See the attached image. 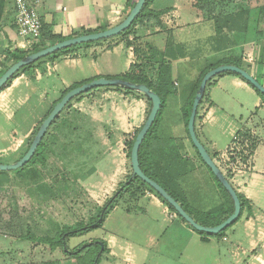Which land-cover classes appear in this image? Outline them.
I'll return each mask as SVG.
<instances>
[{
    "label": "rangeland",
    "instance_id": "rangeland-1",
    "mask_svg": "<svg viewBox=\"0 0 264 264\" xmlns=\"http://www.w3.org/2000/svg\"><path fill=\"white\" fill-rule=\"evenodd\" d=\"M189 1L200 11L203 19L195 22L196 18L191 17V22L186 24L184 35L192 38L191 42L186 43L190 45L189 56L192 64H185L184 67L182 65V69L177 71L180 89L193 94L203 68L208 63L221 59L222 54L212 57L207 47L211 43L215 45L217 40L229 48L235 47L236 54L243 59V66L251 74L263 72L264 65L261 62L264 60V0ZM217 23H223L221 35L216 33ZM210 28L215 32L214 36L205 37ZM233 31L239 32L240 37L231 36ZM255 33L259 35L255 36ZM131 35V38L135 35L133 29L127 37ZM139 41L142 44L139 55H144L140 61L147 67L155 66V69L168 59L171 52V55H182L180 46H185L180 41L171 51L167 49L165 52V48H162V51L161 46L158 50H149L148 45H145L148 41ZM250 45L256 48L255 57L247 52ZM164 55L167 57L164 58ZM11 63L13 64L12 59L7 63L3 62L5 67L1 68L0 74L6 71ZM173 86L176 87L174 83ZM210 87L207 89L208 93ZM133 94L140 93L136 91ZM76 98L68 103L44 137V164L37 162L16 170H0V264H90L97 254V247L90 245L87 252L83 251L79 257H72L62 247L52 246L48 241L38 239L59 240L65 227L77 228L81 223L87 224L96 220L104 204L133 173L127 144V141L133 139L132 134H125L126 156L123 155L121 159L117 155L121 153L119 145H115L118 153L113 155L114 162L109 166H102V160L99 158V154L101 157L106 154L107 147L101 138L94 135L98 126L91 123L84 134H80L82 141H78L75 137L77 132L74 134L70 125L71 117H67L75 108L73 102ZM226 109L228 115L216 120L215 125L226 130L235 123H245L264 143V112L260 110L254 116L255 108L246 110L239 106H229ZM16 112L18 121L11 120L0 112V163L3 164L18 161L33 139L31 136L24 141L17 140L23 137L22 130L26 121L22 119L26 111L22 107L16 109ZM191 112L192 109L190 115ZM176 118L177 112L174 110L170 119L175 122ZM114 137L113 134V143ZM251 162L252 158L249 167ZM124 164L127 166L125 174ZM221 167L224 174H228L230 178L238 172L237 170L229 173L224 166ZM98 170L105 176L99 177ZM168 170L172 175L178 172L173 166ZM263 170L264 147H260L257 154V171ZM112 175L121 180L113 179ZM236 179L241 188L248 186L253 194L259 196L257 201L264 204L263 174L248 169L237 175ZM230 182L236 187L235 183ZM133 183L131 189L129 187L122 198L118 199V204L105 216L100 227L67 237L66 245L70 250L101 241H106L107 248L113 245L117 255L110 253L108 248L100 257L99 263L95 264H248L247 259L254 255L259 258L262 256L263 259H255V264H264V237H261L264 233V214L261 212H258L259 218L253 223L246 224L250 216L247 213L235 224L230 225L223 235L213 237L218 238L215 240H222L225 236L228 240H246L248 246L247 233H251L256 239V248L253 252H248L247 249V255L240 250L237 256L226 250L225 243L222 244L225 245V251H220L214 241L211 244L200 243L201 235L192 225L189 224L196 236L177 226L178 221L182 220L179 216L171 218L170 214L162 213L155 203L145 197L153 193L147 186L136 181ZM203 190L206 193L203 201L195 202L194 207L189 208L198 221L206 223L212 217H207L203 212L219 208V198L212 191Z\"/></svg>",
    "mask_w": 264,
    "mask_h": 264
},
{
    "label": "crops",
    "instance_id": "crops-1",
    "mask_svg": "<svg viewBox=\"0 0 264 264\" xmlns=\"http://www.w3.org/2000/svg\"><path fill=\"white\" fill-rule=\"evenodd\" d=\"M27 1L40 15L45 28L44 40L46 44H49L53 40L51 39L52 35L71 38L83 34L87 30L111 28L127 17L138 0ZM191 5L192 3L189 0H153L150 9L162 12L159 19H144L142 22H137L133 27L134 37L148 41L145 45H148L149 50L152 48L158 50L161 46V50L165 48L166 52L167 49L171 51L176 47L177 42L182 41L185 44L182 48V55L176 57L175 53L171 55V52L166 60L170 62V77L176 87H173L171 93L166 96V106L160 116L154 135L147 142L144 153L149 158L148 163L154 167L157 174L167 181L173 190L190 206L194 207L195 202L203 201V197H206L203 189L212 191L219 198V205L224 202L226 205L227 200L223 197L222 191L213 178L210 169L200 159L190 137L185 109L192 93L180 89V79L177 76V71L182 69V65L184 67L185 64H192V61H190L191 56H189L191 52L189 50L190 45L186 44L191 42L192 38L184 35L187 29L186 24L191 22V17L196 18L195 22L203 19L200 11ZM16 13V0H0V70L5 67V64L2 63H7L10 60L5 52L8 47L23 49L24 40L18 34L15 23ZM213 33L215 32L210 28L209 34H206L205 37H212L214 36ZM258 33H255V36L259 35ZM231 36L239 38L240 33L233 31ZM131 37L132 35L129 38L133 39ZM165 44L167 45L165 46ZM212 44L207 46L212 57L219 54L224 55H221L220 58L237 55L235 47L229 48L218 40L215 45ZM247 52L250 56L254 55L255 57L257 55L255 46L251 47L250 45ZM95 53L98 54L97 57L93 56ZM141 58L138 59V52L132 46L128 47L124 40L114 39L99 46H83L76 52L43 60L33 68L20 72L10 85L0 93V112L9 119L18 121L16 109L22 107L25 109L26 113L22 119L26 121L22 130L23 137L17 139L24 141L33 136L32 134L39 122L52 110L62 93L73 84L98 76L123 75L132 71V66L137 62L142 64L141 69L153 81H156L159 66L156 69L155 66L147 67L140 61ZM11 65L12 63L8 64L7 68ZM180 73L184 74L183 72ZM208 83L210 84H208L207 89L209 86L211 87L209 93L206 89L204 98L199 105L195 128L199 140L206 147L216 164L222 168L225 153L238 132L251 129L246 127L245 123H235L226 130H222L214 124L215 121L228 115L226 108H229V106H239L241 109L246 110L255 108L253 113L255 116L260 110L264 112V104L256 91L241 77L222 73L213 77ZM134 92L136 93V91ZM134 92H126L122 87H99L77 97L73 102L75 108L72 110L71 115L67 116L71 117L70 125L72 127L69 126L74 134L77 132L75 137L78 141H82L80 134H84L91 123L98 126L94 135L101 138L103 144L107 147L104 156L101 157V154H99L102 166L113 164V155L118 153L115 145H119L121 151L117 155L121 159H123V155L126 156L125 134L134 136L147 119L149 103L141 95L142 93L133 94ZM174 110L177 112V118L175 122H172L170 118ZM113 134L115 135L114 143L112 140ZM254 134L258 144L252 156L249 170L264 175V170L257 171V154L260 147H264V143L255 132ZM170 166L178 169L177 174H171L168 170ZM126 167V164H124V174ZM121 170L123 173V167ZM247 170V168H242L230 178V181L236 184V187H234L236 191L243 194L250 203V210H245L242 215L250 214L249 219L246 221L248 225L259 218L257 216L258 212L264 214V204L257 201L259 196L253 194L248 186L241 188L239 181L236 179L237 175ZM98 172L99 177L105 176L102 171L98 170ZM112 177L121 180L114 175ZM145 197L155 203L162 213L170 214L171 218L178 217L156 194L149 193ZM262 218V221H264V217ZM177 226L188 231L191 235H197L188 222L178 221ZM261 237H264V233ZM247 238H249L247 240L248 246H246V240H228L227 236L222 240H215L218 238L212 237L208 241H203L200 236V243L211 244L214 241L220 251H225L224 246L226 245L227 251H231L233 255L238 256L240 250L247 255V249L248 252H253L256 248V239L253 235L247 233ZM224 243L225 245H222ZM112 246H108L110 248L109 252L117 255ZM255 259L263 261L262 256L259 258L254 255L247 259V263L255 264Z\"/></svg>",
    "mask_w": 264,
    "mask_h": 264
},
{
    "label": "trees",
    "instance_id": "trees-1",
    "mask_svg": "<svg viewBox=\"0 0 264 264\" xmlns=\"http://www.w3.org/2000/svg\"><path fill=\"white\" fill-rule=\"evenodd\" d=\"M152 1L153 0H147L146 1L145 5L143 7V10L141 11V13L138 16V18L134 21V23L127 30H125L121 34H119V35H117L115 37H111L109 39H103V40H99V41H95V42H89V43H83V44H79V45H74V46H71L69 48L60 50V51L56 52L55 54L46 56V57H44V58L36 61L35 63H32L30 65H27V66L23 67L22 69H20L12 77V79L7 82V84L0 90V93L10 85V83L12 82V80L14 78H16L17 75L20 72L26 71V70H29V69L33 68L34 66H36L37 63H40L43 60L53 59L57 55H61V54H69V53L76 52L80 48H82L83 46H85V47H89V46H99V45L103 44L104 42H108V41H111V40H114V39H116V40H124L126 42V45L128 47L132 46L135 49V51L138 52V59L141 58V55H139V50H140L142 44H140L141 42L139 41L138 37H133V39H130L127 36L129 35V33L131 32V30L133 29L134 25L137 22H142L144 19H148V18L159 19V17L162 14V12H156V11H153V10L150 9V5L152 4ZM262 8H263L262 10L264 11V6ZM222 27H224L223 26V23H221V24L220 23H217V25H216V33L217 34L222 33V31H223V28ZM103 30H105V29H103ZM44 31H45V28H44L43 21H42V40H41V42L39 44H36V45L32 46L29 50L28 49L27 50L21 49V48H18V47L17 48L8 47L6 49V51H5L6 52V56L8 57V59H12L13 63H15V62L19 61L20 59L24 58L25 56L33 53V52L40 51V50H42L43 48H45L47 46H50V45H53V44H55L57 42H60V41H63V40L68 39L67 37H62L60 35H52L51 36V39H53L52 42L49 43V44H46V42L44 40ZM99 31H101V29L100 28H97V29H94V30H87L83 34L94 33V32H99ZM76 36H78V35H76ZM180 47L182 49L184 46L183 47L180 46ZM97 55L98 54L95 53L93 56L94 57H97ZM179 56H176V57H179ZM143 57H144V55H143ZM261 63H262V65H264V60ZM222 64H234V65H237V66H240V67L245 68L243 66V59L240 56H238V55L221 58V59H218V60H216L214 62H210L207 66H205L203 68L204 70L202 72V75L200 77V80H199V82H198V84H197V86H196V88L194 90V93L191 95V99L189 100V102H188V104L186 106V109H185L186 110V115H187V123L189 121V116H190V111L192 109L193 100H194L195 95H196V93H197V91L199 89V86L201 84V81H202L204 75L209 70H211V69H213V68H215V67H217L219 65H222ZM141 66H142V64H139L137 62L136 64H134L132 66V71H130V72H127V73H125L123 75H120V76H107L108 78H121V79L130 81V82H133V83H136V84H145L152 91H154L155 93H157L160 96V98H161L162 104H161V108L159 110V113L157 115V118L155 119L152 127L148 131V133L146 135V138L144 139V141H143V143H142V145L140 147V152H139L140 165H141L144 173L148 177H150L151 179H153L156 182H158L164 189H166V191L170 195H172L183 206V208L198 223H200L202 225H205V226H216V225H219L220 223H222L224 220H226L234 212V208H235L234 201H233L232 197L230 196L229 192L224 188V186L222 185V183L219 181V179L212 172L211 168L204 162V160L202 159V157L199 154L198 150H197V152H198V155H199L200 159L210 169V172L212 173L213 177L215 178L218 187L222 190L223 197L225 199L228 198V199H226L227 200V204L226 205L224 204L225 203L224 202V203H221L219 205V208H217L215 210L203 212L204 215H208L207 217H209V216L212 217V219L209 220V221H207L206 223H201L200 221H198V219H196V217L193 216V214L190 212V208H189L190 205L187 202H185V200H183L181 198V196L179 194H177L173 190V188L169 185V183L167 181L163 180L161 178V176L159 174H157V171L154 170V167H152V165L150 163H148L149 158L147 157V155H145L144 149L147 146L148 140L154 135V133L156 131V128H157V125H158L160 116H161V114H162V112H163V110H164V108L166 106V96L169 93H171V90H172V88L174 86H173V83H172V80H171V77H170V62H167V61L161 62V64L159 65V68H158L159 69V73H158V78H157L156 81H153L147 75V73L143 69H141ZM4 72H5V70L2 71L0 75H2ZM228 73L231 74V75H235V76H238V77H241L242 79H244L256 91V93L260 96V98L262 99V102L264 104V93H262L256 87H254L249 81H247L245 78H243L240 74L235 73V72H228ZM262 74H263V72L261 74H256L254 76L256 77V79L261 84L264 85V74H263V76H262ZM96 78H99V76L96 77ZM93 79H95V78H93ZM93 79L86 80V81H83V82H80V83H76V84H73L72 86H70L68 89H66L62 93L61 97L55 102L54 106L57 104V102H59L63 98V96L69 90H71V89H73V88H75V87H77L79 85H82V84H84L86 82H89V81H91ZM208 84H210V83H208ZM95 89H97V88H95ZM95 89H92V90H95ZM122 89L125 90L126 92H131V93L134 92V90H130V89H127V88H122ZM92 90H90L88 92H91ZM88 92H86V93H88ZM82 95L83 94L79 95L78 97H80ZM141 95L144 96L147 99L148 103H149V110H148V115H149V113L151 111V108H152V102L143 93ZM189 106H190V108H189ZM50 112L40 121L39 126L35 129V131L33 133V139H34L35 135L37 134V132H38V130H39L42 122L50 114ZM198 114H199V112H197V116H198ZM148 115H147V117H148ZM58 118H59V116L56 118L55 121H57ZM141 128L139 130H137L136 134L134 135V137H133V139L131 141H127V144H129V157L130 158H131V149H132L133 144L135 142L136 136L139 133V131L141 130ZM237 135L243 136V137H250L251 138V140H250V147H249V149H250V156L249 155H242L243 161L246 163L248 159H251L252 158L258 142L256 141V138L255 137H251L250 136L248 130H242V131L238 132ZM33 139L29 142L28 147H27L26 151L24 152V154L28 151V149H29V147H30ZM44 150H45V142H44V138H43L42 141H41V143H40V145H39V147H38V149H37V151H36V153H35V155L30 160V162L28 164H26L24 167L28 166L29 164H34V163H37V162L44 164L46 162V159L43 156ZM226 176H227L228 179H230V177H229L228 174ZM133 181L139 182V184H142V185L147 186L148 189L150 191H152L154 194H156L162 200V202L164 204H166L172 211H174L183 221L187 222L183 217H181V215L175 210V208L171 204H169L154 188H152L149 184H147L146 182H144L140 177L134 176L133 173H132V175L128 178V180L124 184H122L120 186L119 190H117L114 193V195L104 204L103 208L101 209V213H100L99 217L96 220H92L91 222H89L87 224L81 223V226H79L77 228H73V227H70V226L65 227L63 229V233H61L60 236H59V240H46L45 238H38V239L40 241H43V242L44 241H48L52 246H60V247H62L65 250V252L67 254H69L70 256H72V257H79V255L83 251H86L87 252V250L90 247V245H95L97 247L98 251H97V254L94 256V258L91 259L90 264L99 263L100 257L108 249L107 248L106 241L93 242L91 244H87V245H84V246H80L77 249L70 250L67 247V245H66V241H67L66 239L69 236H74V235H77L79 233L87 232V231H89L91 229H96V228L100 227L102 225L104 219H105V216L109 213L110 210H112L115 207V205L118 204V202H119L118 199L121 196H123L125 192H127L129 190V187L131 189V187L134 185ZM238 196H239L240 201H241V204H242V210H241V215H240V217H242V215H243V213H244L245 210H250V203H249L248 199L243 194H241V193L238 192ZM240 217L233 224H235L240 219ZM226 229H228V227ZM226 229H224L223 231H221L218 234H210V233H206V232H203V231H198L196 229L195 230L201 235L203 241H208L209 238L219 237V236L223 235L225 233V230Z\"/></svg>",
    "mask_w": 264,
    "mask_h": 264
},
{
    "label": "water",
    "instance_id": "water-1",
    "mask_svg": "<svg viewBox=\"0 0 264 264\" xmlns=\"http://www.w3.org/2000/svg\"><path fill=\"white\" fill-rule=\"evenodd\" d=\"M147 0H138L135 6L131 9L127 17L120 22L119 24L101 30L99 32L81 34L78 36H74L68 38L66 40L57 42L53 45L47 46L40 51L33 52L19 61L13 63L1 76H0V90L7 84L8 81L12 79V77L23 67L35 63L36 61L55 54L56 52L69 48L74 45H79L83 43L95 42L103 39H109L111 37H115L125 30H127L134 21L138 18L143 7ZM235 72L240 74L243 78L249 81L254 87L264 93V85L261 84L256 77L251 74L248 70L243 67L234 65V64H222L211 70H209L203 77L200 87L197 91V94L193 101L192 112L188 121V131L192 142L197 148L199 154L201 155L204 162L211 168L212 172L222 183L224 188L229 192L230 196L234 201V212L222 223L216 226H205L198 223L184 208L183 206L172 196L170 195L166 189H164L158 182L148 177L141 165L139 160V152L140 147L146 138V135L150 128L152 127L159 110L161 108V98L160 96L152 91L145 84H136L121 78H108V77H99L95 78L89 82H86L82 85H79L71 90H69L63 98L57 102V104L53 107L50 114L44 119L42 122L37 134L35 135L28 151L15 163L11 164H3L0 163V170L2 171H11L24 167L26 164L30 162V160L35 155L42 139L45 137L48 129L52 126V123L56 120V118L61 114V112L65 109L69 102H71L74 98L78 97L81 94H84L92 89L99 87H122L130 90H134L146 95L152 102L151 111L136 136L135 142L131 149V165L133 170V175L140 177L144 182L149 184L152 188H154L169 204H171L175 210L183 217L192 227L198 231H203L210 234H218L230 225H232L241 215L242 204L240 198L238 196V192L233 187L229 179L226 177L222 169L216 164L213 160L210 153L207 151L206 147L199 140L198 135L196 133L195 122L197 117V112L201 101L204 98L206 93V89L208 86V82L215 76L220 75L222 73Z\"/></svg>",
    "mask_w": 264,
    "mask_h": 264
},
{
    "label": "built area",
    "instance_id": "built-area-1",
    "mask_svg": "<svg viewBox=\"0 0 264 264\" xmlns=\"http://www.w3.org/2000/svg\"><path fill=\"white\" fill-rule=\"evenodd\" d=\"M16 9L17 13L15 23L18 28V34L24 40L23 49L27 50L41 42L42 20L36 9L33 8L27 0H16ZM81 26L83 25L81 24ZM249 134L251 137H254L255 135L251 130H249ZM250 140V137L236 135L225 153V158L223 159L222 165L226 168V171L234 173L242 168H250V159H248L245 163L242 157V155L250 156Z\"/></svg>",
    "mask_w": 264,
    "mask_h": 264
}]
</instances>
